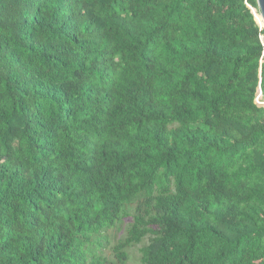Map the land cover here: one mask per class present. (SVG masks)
<instances>
[{
    "label": "trees",
    "instance_id": "obj_1",
    "mask_svg": "<svg viewBox=\"0 0 264 264\" xmlns=\"http://www.w3.org/2000/svg\"><path fill=\"white\" fill-rule=\"evenodd\" d=\"M251 8L0 0V264H264Z\"/></svg>",
    "mask_w": 264,
    "mask_h": 264
},
{
    "label": "rangeland",
    "instance_id": "obj_2",
    "mask_svg": "<svg viewBox=\"0 0 264 264\" xmlns=\"http://www.w3.org/2000/svg\"><path fill=\"white\" fill-rule=\"evenodd\" d=\"M129 222H130L129 218L121 219L117 221L115 226L109 230L108 233H109V239L111 243L124 239V237L126 236V231H127ZM143 243L144 241L139 244H132L126 249V252H127L126 264H141L140 247L142 246Z\"/></svg>",
    "mask_w": 264,
    "mask_h": 264
},
{
    "label": "water",
    "instance_id": "obj_3",
    "mask_svg": "<svg viewBox=\"0 0 264 264\" xmlns=\"http://www.w3.org/2000/svg\"><path fill=\"white\" fill-rule=\"evenodd\" d=\"M257 9H258V14L255 13V9L251 8L252 13L254 14V17L257 21V15L260 17L262 25L259 24L257 21L258 25L260 28H263V36L262 39L264 40V0H255Z\"/></svg>",
    "mask_w": 264,
    "mask_h": 264
},
{
    "label": "built area",
    "instance_id": "obj_4",
    "mask_svg": "<svg viewBox=\"0 0 264 264\" xmlns=\"http://www.w3.org/2000/svg\"><path fill=\"white\" fill-rule=\"evenodd\" d=\"M254 102L258 106H261V107L264 108V96L262 95V92H261L260 88H258V90H257V92L255 94Z\"/></svg>",
    "mask_w": 264,
    "mask_h": 264
}]
</instances>
